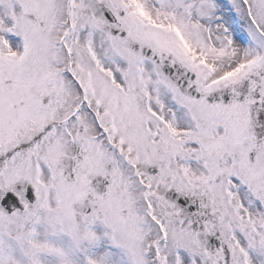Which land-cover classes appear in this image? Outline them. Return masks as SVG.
<instances>
[{
    "label": "snow or ice",
    "instance_id": "obj_1",
    "mask_svg": "<svg viewBox=\"0 0 264 264\" xmlns=\"http://www.w3.org/2000/svg\"><path fill=\"white\" fill-rule=\"evenodd\" d=\"M0 264H264V0H0Z\"/></svg>",
    "mask_w": 264,
    "mask_h": 264
}]
</instances>
